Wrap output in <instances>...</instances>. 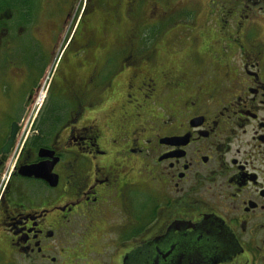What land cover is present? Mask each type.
<instances>
[{"label":"flooded vegetation","instance_id":"obj_1","mask_svg":"<svg viewBox=\"0 0 264 264\" xmlns=\"http://www.w3.org/2000/svg\"><path fill=\"white\" fill-rule=\"evenodd\" d=\"M45 4L0 10V264H264V0Z\"/></svg>","mask_w":264,"mask_h":264},{"label":"rangeland","instance_id":"obj_2","mask_svg":"<svg viewBox=\"0 0 264 264\" xmlns=\"http://www.w3.org/2000/svg\"><path fill=\"white\" fill-rule=\"evenodd\" d=\"M42 1L46 3L45 6H44V8H43V10L46 9L48 12H53V11L56 10V14H57L58 17H62L65 13L69 12V14L71 15V19L74 16V11L76 10V8L78 6L82 7L83 4H84V0H42ZM113 2L117 3V7L113 8L112 14H113V16H115V17H117L119 19H122L123 18V13H120L119 12V9L121 11H123L125 9L126 3H128V2H131V9H130V11H134V8L135 9L137 8V9H140V11L144 12V10L146 8V5L143 6V5H140L139 4L140 3V0H113ZM150 7L151 6L149 5L148 6V9H150ZM43 10L42 11H40V10L36 11L35 12V15H34V18H36V19L37 18H40V17H43V20L41 21V23H42L41 24L42 29H44L46 16L50 15L47 12H43ZM61 20H62V18H60L58 20L59 21V25L65 28L66 25L63 24L61 22ZM100 21H101V18H98L97 22H100ZM200 21H201L200 23L202 24V19H200ZM120 24H122V25L127 24V27L130 29L131 28V25H133L134 22L131 21V20H129V22H125L124 20H122L120 22ZM176 26H178V25L176 24ZM66 28H68V25H67ZM199 30L201 31L202 29H199ZM203 30H205V28ZM126 35L129 36V33L127 32ZM173 35L174 36H177V38L179 37V39H182L183 40L184 30L182 28L181 29H179V28L178 29H175ZM56 37H57V35H56ZM110 38H113L114 39L115 37H112L111 36ZM41 40H42L43 43H46L48 41L51 43V40L48 39V38H46L45 36H43ZM117 40H119V39H117ZM182 40L180 41L181 43L179 42L176 45L177 46V49L183 43Z\"/></svg>","mask_w":264,"mask_h":264},{"label":"trees","instance_id":"obj_3","mask_svg":"<svg viewBox=\"0 0 264 264\" xmlns=\"http://www.w3.org/2000/svg\"><path fill=\"white\" fill-rule=\"evenodd\" d=\"M39 1L40 0H0V10L4 7L17 10L27 7L29 10H34Z\"/></svg>","mask_w":264,"mask_h":264},{"label":"water","instance_id":"obj_4","mask_svg":"<svg viewBox=\"0 0 264 264\" xmlns=\"http://www.w3.org/2000/svg\"><path fill=\"white\" fill-rule=\"evenodd\" d=\"M15 131H16V125L12 124L11 130H10V135L8 136L7 144L3 147V151L7 150V147L9 146V144L11 143V141L14 137Z\"/></svg>","mask_w":264,"mask_h":264}]
</instances>
